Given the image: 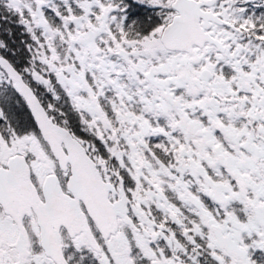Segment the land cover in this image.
I'll list each match as a JSON object with an SVG mask.
<instances>
[{
	"label": "snow or ice",
	"instance_id": "6c2138e0",
	"mask_svg": "<svg viewBox=\"0 0 264 264\" xmlns=\"http://www.w3.org/2000/svg\"><path fill=\"white\" fill-rule=\"evenodd\" d=\"M0 264H264V0H0Z\"/></svg>",
	"mask_w": 264,
	"mask_h": 264
}]
</instances>
